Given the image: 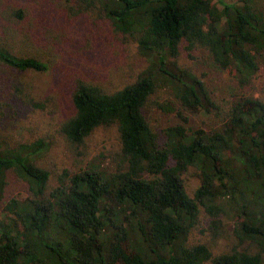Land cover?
<instances>
[{"label": "trees", "instance_id": "obj_1", "mask_svg": "<svg viewBox=\"0 0 264 264\" xmlns=\"http://www.w3.org/2000/svg\"><path fill=\"white\" fill-rule=\"evenodd\" d=\"M84 1L99 3L117 32L156 59L118 90L76 79L72 113L58 127L73 172L53 178L40 164L49 146L43 138L0 136V264H264V101L248 92L264 63V0ZM5 2L0 124L6 89L38 107L27 83L10 86L5 76L50 67L41 51L16 47L27 12ZM181 48L231 74L239 96L215 102L201 78L177 64ZM160 88L172 99L156 108L173 121L155 131L144 109ZM212 109L211 124L193 123L191 115ZM110 126L119 139L115 159L82 160L85 139ZM191 173L200 180L192 196ZM10 178L26 186L24 196L4 200ZM201 210L211 237L231 242L217 254L188 242Z\"/></svg>", "mask_w": 264, "mask_h": 264}, {"label": "rangeland", "instance_id": "obj_2", "mask_svg": "<svg viewBox=\"0 0 264 264\" xmlns=\"http://www.w3.org/2000/svg\"><path fill=\"white\" fill-rule=\"evenodd\" d=\"M5 1L27 12V18L17 29L24 39L22 42L17 40L16 47L20 46L22 52L41 51L42 58L49 61L50 67L41 73H13L18 76L16 79L5 76L10 86L20 81L27 83L38 107L25 104L16 93L10 98L13 90L6 89L5 100H1L4 112L0 136L10 140L43 138L49 146L40 164L51 171L53 178H57L64 171L73 172L76 169L71 149L58 129L72 113L70 94L76 79L96 82L105 90H118L131 83L156 58L142 56L135 37L117 32L99 3L93 6L84 0H0V7ZM178 57L177 64L193 70L215 102L223 104L233 94L239 96L233 76L213 68L205 54H188L181 48ZM249 91L264 101V63ZM170 99L171 90L160 88L145 107L144 114L153 130H161L173 121L172 116L156 108V102ZM215 112L212 109L209 115L194 113L192 121L200 126L209 125ZM84 143L82 160L85 162H91L97 156L103 158V163L114 160L119 144L116 126L96 129ZM186 179L187 191L192 196L200 180L193 173ZM25 194L26 186L10 178L4 200ZM1 208L0 205V212ZM199 220L189 236L190 245L207 244L217 254L231 244L225 237H211V230L207 228L209 219L203 210ZM224 222V227L232 230V219L226 217Z\"/></svg>", "mask_w": 264, "mask_h": 264}]
</instances>
